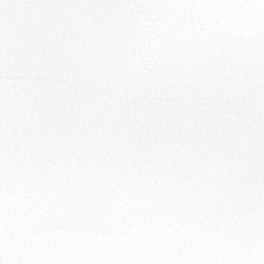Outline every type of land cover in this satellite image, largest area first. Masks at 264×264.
I'll use <instances>...</instances> for the list:
<instances>
[{"label": "snow or ice", "instance_id": "1", "mask_svg": "<svg viewBox=\"0 0 264 264\" xmlns=\"http://www.w3.org/2000/svg\"><path fill=\"white\" fill-rule=\"evenodd\" d=\"M0 264H264V0H0Z\"/></svg>", "mask_w": 264, "mask_h": 264}]
</instances>
